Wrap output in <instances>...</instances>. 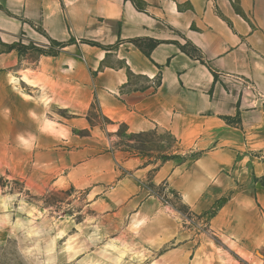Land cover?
I'll return each mask as SVG.
<instances>
[{"label":"crops","instance_id":"crops-1","mask_svg":"<svg viewBox=\"0 0 264 264\" xmlns=\"http://www.w3.org/2000/svg\"><path fill=\"white\" fill-rule=\"evenodd\" d=\"M149 39L158 43L147 56L135 41ZM93 106L109 126L168 136L183 159L158 166L152 180L193 213L217 209L212 232L255 243L257 215L264 221V0H0L8 156L63 149ZM150 216L141 236H166L169 254L189 250L180 211Z\"/></svg>","mask_w":264,"mask_h":264},{"label":"rangeland","instance_id":"rangeland-1","mask_svg":"<svg viewBox=\"0 0 264 264\" xmlns=\"http://www.w3.org/2000/svg\"><path fill=\"white\" fill-rule=\"evenodd\" d=\"M85 118L63 149L44 156H8L0 142V264H264L262 216L254 244L232 241L208 227L217 209L193 213L176 203L164 180H152L158 166L183 159L168 136L109 126L96 106ZM105 133L113 148L106 174ZM149 163L157 165L137 173ZM170 208L192 232L191 247L179 254H169L174 245L162 234L141 236L150 215Z\"/></svg>","mask_w":264,"mask_h":264},{"label":"trees","instance_id":"trees-1","mask_svg":"<svg viewBox=\"0 0 264 264\" xmlns=\"http://www.w3.org/2000/svg\"><path fill=\"white\" fill-rule=\"evenodd\" d=\"M87 43H89V44H92V45H97L96 43H94V42H87ZM135 43L143 50V52L147 55V56H149V52H150V50L151 49H153L156 45H157V43H158V41H156V40H153V39H149V40H147L145 43H143V42H141V41H139V40H136L135 41ZM55 45H57V44H55ZM58 46V45H57ZM100 46V45H99ZM181 49H183V51H185L187 54H189V55H191L192 54V52H196L197 50H196V48H194V47H191L189 50H187L184 46H181ZM191 50V51H190Z\"/></svg>","mask_w":264,"mask_h":264}]
</instances>
